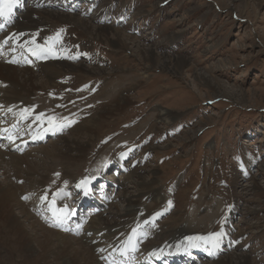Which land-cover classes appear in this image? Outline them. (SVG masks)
<instances>
[{"label":"rangeland","instance_id":"374dc122","mask_svg":"<svg viewBox=\"0 0 264 264\" xmlns=\"http://www.w3.org/2000/svg\"><path fill=\"white\" fill-rule=\"evenodd\" d=\"M46 1L57 2L61 7L66 2ZM46 1L36 8L29 4L33 10H53V7L48 8ZM108 1L83 10L75 4V7L66 9L54 7V11L76 14L96 26L119 31L130 43L152 46L160 55L183 58L185 64L181 73L152 69L130 50L109 45L113 41L111 35H100L99 39L70 22L46 20L47 31L62 36L63 50H81L72 57L73 63L83 62L98 72L97 75L83 73L84 77L80 79L76 72L64 69L54 76L47 88L42 89L46 100L48 95L64 100L87 95L88 85L103 84L111 76L114 87L122 83L118 79L120 76H129L124 87L128 90L124 94L131 99L130 103L118 113L108 114L102 122L101 119L94 122L95 139L87 146L83 157V168L88 170H80L72 182H75L74 178L87 182L85 171L98 164L101 169V164L110 159L121 164L126 157L122 150L131 151L124 165H132L131 171L136 170L131 175L133 178L141 176L146 181L154 180L159 199L155 209L153 205L157 201L145 199L146 209L152 208L153 212L165 210L156 226H150L154 216L148 232H145L148 228L141 229L140 236L146 239L143 245L154 247L153 241L157 239L167 253L172 247L186 245L188 250L198 249L196 245L203 241L218 250L217 238L210 239L209 235L202 233L223 230L228 232V238L223 243L220 258L244 253L251 264H264V0H136L130 8L132 15L145 20L141 22L145 25L139 33L126 27L124 22L111 23L94 16L93 13ZM129 1L113 0L107 9L115 10ZM29 4L19 12L16 22L33 14ZM70 4L68 2L67 6ZM146 31L152 33L146 34ZM29 62L27 59L26 64ZM38 67L35 65L33 69L41 72ZM196 72L222 84V91L213 94L214 89L194 79ZM132 78H138L133 82L135 85H131ZM84 82L86 86L82 85ZM33 98L39 99L40 95ZM95 106L77 118L75 124L94 116L100 103ZM157 108L180 115L169 124H163L155 121L152 115ZM153 125L156 129L152 128ZM63 134L84 137L81 131L68 130ZM52 140L20 152V156L36 155L41 152L39 146L49 148ZM132 145L135 146L130 148ZM103 154L106 155L103 157ZM48 157L40 153L35 161L41 158L49 164ZM58 168L60 166L54 167L55 170ZM104 174L102 178L106 177ZM132 179L125 177L121 179V185L116 184L119 187L113 191L114 199L112 190L108 191L111 198L104 200L106 208L123 204L122 195L133 192ZM68 182L71 181L68 179L67 183L60 184L64 188ZM73 186L77 189L76 185ZM45 188L49 191L52 186ZM65 189L63 191L67 194ZM75 194L71 204L77 200ZM28 196L37 198L34 193ZM177 227L181 234H190L187 243L168 241L169 238L163 236L167 231L174 232ZM145 248L141 246V253H135L145 255ZM164 253L159 255L162 257ZM17 259V252L10 251L1 241L0 264H17ZM216 259L201 260L198 264H213Z\"/></svg>","mask_w":264,"mask_h":264},{"label":"bare ground","instance_id":"6f19581e","mask_svg":"<svg viewBox=\"0 0 264 264\" xmlns=\"http://www.w3.org/2000/svg\"><path fill=\"white\" fill-rule=\"evenodd\" d=\"M44 1L46 0H26V4H34V8H36V5L41 6L40 4ZM70 2L74 5L77 4ZM38 9L33 10L29 4V10L33 14L23 17L1 35L4 44L7 42L5 49L10 56H7L6 53L0 55V121L5 119V114L7 118L12 120L11 124L8 126L1 125L0 129L6 126L13 130L9 137L12 140L6 139V131L0 138V229H3L0 231V242L3 241L10 251L17 252V264H149L148 260L161 257L159 254L164 253V248L159 246L157 239L153 241L154 247L151 244L143 245V242L146 241L145 236H140L142 232L137 231L148 228L154 216L155 222L157 215L155 212L158 209L154 212L153 209L157 208L159 199L154 190V180L146 181L141 176L133 178L134 175H131L136 173L134 169L127 171L126 175L114 177L113 174L109 178L113 182L115 181L117 185H121V179L125 177L133 178V192L122 195L123 204L120 207L106 208L102 205L101 210L98 208L100 206L96 204L98 210L93 209L94 205H90L92 199H88L87 196L80 200L84 195L79 196V194L87 188L88 183L92 180V183L99 182L98 176L102 179V170L105 169L104 173H106L108 167L118 164L115 159L105 160L101 164V169L98 168V164L95 168L85 171V180L88 183L81 184L82 179L78 178H74L75 182H72L73 176L79 175L80 170H88L83 168L85 164L83 157L87 152V146L97 132L94 129V124L98 122V119H101L100 122H102V119L110 113H118L130 103L131 99L124 94V91L128 90L124 87H126V80L129 79V76H120L118 79L122 83L114 85V87L111 85V76H108L103 84H98L99 86L88 85L86 88L87 95L72 96V98L64 100L56 98L57 96L55 98L49 96L50 93H48L46 100L42 89L47 88L46 86L52 83L54 76L61 74L64 69L76 72L80 79L84 77L83 73L98 74L95 72L96 68L88 67L83 62L73 63L72 57L81 50L72 52L63 50L64 42L60 41V38L56 41L58 35L47 31L48 23L46 20L70 22L99 39L100 35H111L113 41L109 45L130 50L152 69L181 73L185 60L160 55L152 46L130 43L127 36L119 31H113L109 27L96 26L90 20L76 14H67L54 11V9ZM30 51L39 53V55H34ZM25 54L35 58L36 62L30 61V64H26ZM35 65L39 66L41 72L37 71V68H34L36 73L34 72L33 67ZM194 79L198 83L214 89L213 94L222 91V84L211 81L204 74L196 72ZM136 80L138 78H132L131 85ZM86 82L82 85H85ZM37 94L40 95V98H33L39 96ZM88 95L90 96L89 99H87ZM99 103L100 109L94 116L89 117L83 123L75 124L78 123L77 118L80 119L86 110ZM152 115L155 121L169 124L180 113L157 108ZM71 123H74L73 127ZM19 125L22 126L20 129ZM152 128L156 129L155 125ZM64 129L81 131L84 137L82 139L75 137L76 135L66 137L64 134L57 136ZM20 130L26 132L23 138H19ZM52 132H55L56 138L52 140L50 147L39 146L40 153L49 156L51 163L45 164L41 158L36 162L35 159L39 158L40 153L25 157L20 156V148L26 138L30 141L38 140L42 139L45 133ZM105 155L103 154V157ZM106 161L109 164L105 165ZM56 166H60V169L55 170L54 167ZM68 179L71 182L65 186L66 194L60 183H67ZM251 183L252 186L255 185L254 180ZM72 184L77 186L79 194L76 193V187ZM50 186L52 189L46 191L45 187L49 188ZM108 189L102 192L104 200L111 198L108 191L112 189ZM74 192L77 200L71 204L70 201H72ZM33 193L37 196L35 199L39 200L28 196ZM23 195H26L27 198L22 199ZM42 197H46V199H42ZM145 199L157 201L154 203L153 209L148 207L146 209ZM36 201L38 202L36 203ZM82 203H89L92 209L78 207ZM55 204L57 208L62 206L65 211L63 215L66 219H63L62 222L61 219L55 221V218L59 216L56 214ZM73 206L76 208V217L80 213L79 210L83 215L78 224L74 221V217L66 214L67 210L73 212ZM91 211L94 213H89ZM152 213L154 215L148 217ZM64 220H67V223H63ZM69 230L79 234L77 236L70 234ZM204 234L206 232L202 233V235ZM163 236L169 238L168 241L179 240L187 243L190 234H181L179 227H177L174 232L167 231ZM221 237L222 233L219 236L215 234L213 237L209 236L210 239L217 238L218 242ZM200 243L214 248L213 245H207L203 241H200L196 247ZM141 246L146 247V252L139 259L135 252L141 253L139 250ZM187 246L172 247L165 254L170 257V253L188 250L189 247ZM196 250L198 253H202L201 250L193 248V252H197ZM218 251H220L219 247ZM213 264L251 263L244 253H238L230 257H219Z\"/></svg>","mask_w":264,"mask_h":264},{"label":"snow or ice","instance_id":"6c2138e0","mask_svg":"<svg viewBox=\"0 0 264 264\" xmlns=\"http://www.w3.org/2000/svg\"><path fill=\"white\" fill-rule=\"evenodd\" d=\"M18 3H19V0H0V18L10 19L11 15H12V9ZM0 27H3V25L0 24ZM34 54L39 55V53H36V52H34ZM84 183H86V182L81 181V184H84ZM24 198L26 199L27 197H24ZM42 199H46V197H42Z\"/></svg>","mask_w":264,"mask_h":264}]
</instances>
